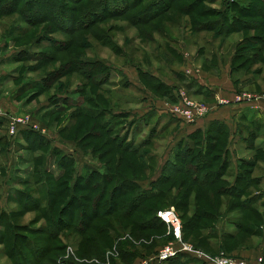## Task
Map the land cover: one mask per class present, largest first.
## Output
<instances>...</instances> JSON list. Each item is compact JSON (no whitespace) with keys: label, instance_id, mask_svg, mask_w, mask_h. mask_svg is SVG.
<instances>
[{"label":"rangeland","instance_id":"374dc122","mask_svg":"<svg viewBox=\"0 0 264 264\" xmlns=\"http://www.w3.org/2000/svg\"><path fill=\"white\" fill-rule=\"evenodd\" d=\"M45 1L53 6H61L63 9H67L68 13L73 16L75 11L80 9L90 10L92 15L94 12L99 11L98 14L101 15L104 12V9H98L101 0ZM107 1L109 3L105 7V13L112 12V15H117V17H108L97 21V16L89 15L88 19L95 21V23L77 30L75 33L68 31L70 30L69 23L67 27H62L63 24L58 26L56 23L59 24V22L57 21L53 23L46 20L39 22V24L33 23L35 26H32L26 22L27 17L24 13L28 11L27 9L22 12H13L10 15H2L0 12V51L4 49L0 52V56L9 54V59L0 69V106L8 114L28 119L32 124L39 126L46 132L36 131L35 134L40 137L37 138L36 136L35 139L33 136L27 137L26 134H22L21 137L19 134L17 137H13L10 135L7 122H0L2 126L0 127L2 142L0 145V235H2V238L0 237V264H13L11 256L12 239L9 237V231L20 234V237L23 236V238L31 237L34 241L30 245L19 241V246L25 255L22 260L26 264L30 261L32 264H123L118 257L119 243H123V247L127 251L137 254V260L132 264H163L156 261L154 255L159 250L168 247L188 245L198 250V247L185 235L183 226L193 213L189 212L186 217L182 218V213L172 205H169V209L167 208L163 212L173 211L180 220L182 226L180 238H176L173 227L167 225L158 231L151 230L144 233L145 238L142 241H137L134 237L135 234L131 235L132 230L134 231L133 226H131L127 229L126 234L111 232L109 234L110 240L102 239L104 249L96 250L88 240V236L94 233L93 230L84 237L79 234L78 230L79 227L85 226L84 224L88 222L87 219L83 218L84 212L90 218L95 210H99L94 201L100 192L90 193L82 190L73 194L74 197L81 196L85 199L87 196H91L94 199V205L81 199L82 203L86 204L87 208L85 209L81 208L79 204L77 209L74 204L68 208V213L75 212L74 226L78 225L77 229H64L54 241L48 239L47 233L32 230L50 226L48 223L50 219L45 215L44 209L48 206V196L46 195L48 188L60 192L66 188V180L70 178L72 185L74 180H77L78 176L82 174L84 165L91 168L90 170H95L100 167L116 166L122 162V153L111 150L114 147L109 143L110 138L102 136L99 140L97 139L98 136L95 139L88 137V132L98 130V125L94 121L80 116L75 107L76 104L69 97L81 104L84 101V96H91L105 106L110 102L119 111H134L135 113H131L132 115H140L141 117L146 116L148 112H155L156 116L151 125L156 124L158 132H161L160 130L165 125L172 124L165 134L155 137L153 144L146 147L145 150L149 154L142 160L133 158L130 153H128L130 155H125L122 172H125L127 178L139 180L148 178L153 173L157 162L158 166L164 163L178 142L181 132L187 128V126L182 125L185 123L180 119L173 118L169 113L162 114V112H168L167 107L170 105L184 112L187 105H179L178 101L171 102L158 98L159 95L152 90L153 82L142 78L138 69L151 71L174 83L173 74L169 68L181 67L194 74L202 75V78L210 83H212L211 79L215 82L228 83L231 81L234 87L241 92L264 97V45L261 41L250 44L242 41L245 37L259 36L264 32V30L259 29L264 27V18H262L258 5H256L259 3L252 4L251 7L254 10H250V15L243 19L250 24H256L255 30H247L235 33L230 37H224L201 31L195 34L192 29L193 19L206 22L217 18L216 16L214 18L201 16L200 12L206 11V9L213 12L221 10L222 1L219 0H205L197 9L190 7L188 11L194 10V13L189 15L183 14L182 11L184 6L191 4L190 1L176 3L170 8L168 14L165 13L161 18L147 24H141L139 17H142L140 14H142L145 6L153 0H141L142 3L138 1L135 4H132L134 0H127V2L126 0ZM127 3L130 11L124 17H120V12L126 9ZM246 3L248 6L249 0ZM7 8L11 9V6H7ZM42 12L45 18H55L52 10L47 11L42 8ZM37 16L32 10H29V17L37 19ZM132 19L134 20L132 21ZM77 22L79 24V19ZM76 26L77 23L74 27ZM82 27H85L84 22H82ZM171 44L175 50H179L180 58L171 54ZM236 55L240 57L235 58ZM76 57L82 60L99 61L101 65L109 67L111 71L113 70L112 78L107 80L103 72H94L93 80H88L85 77V69H76ZM40 58L41 60H39ZM210 64H215L219 68L211 69ZM4 74L7 75L5 78L3 77ZM249 76L254 77V81L249 86H243L242 80ZM99 79H102V84L99 83ZM123 80H127L128 88L121 85L125 82ZM43 81L46 82V88L37 84H41ZM97 83H99L98 86ZM175 86H179L176 87V94L181 95L180 92L185 91L187 99L197 104L199 109L213 111L220 106L217 103L214 104L203 98L193 96L179 84ZM81 90L83 92L79 93ZM66 95L69 96L66 97L67 99H60V97L65 98ZM119 96L122 97V100L119 99ZM134 98H141V101H136L137 104L125 102L126 100L133 101ZM115 101L120 104L123 101V104L117 105ZM94 103L95 101L92 104L95 105ZM165 106L167 107L165 108ZM184 113L188 114L186 111ZM252 118L255 119L254 116ZM177 125L178 128L175 127ZM185 125L190 126L192 124L186 123ZM142 126L144 124L140 125V133L136 132L133 134L134 138L132 137L136 146L146 141L150 133V129ZM127 130L128 125L124 128L123 133ZM257 144L264 145V132ZM75 148L82 153H79ZM235 148L233 147L236 152ZM244 148L241 146L238 150L239 153H235L234 163L237 159L253 160L256 157V152ZM54 149L62 151L63 155L74 156L75 162H77L75 175H70L71 169H69L60 182L57 180L63 173L58 178L55 177L59 175V169L53 163ZM83 154L88 158H84ZM259 158L261 163L256 169L254 177L264 176V158ZM130 159L136 161V165L132 166L131 169L126 168ZM43 173H46L45 179L47 178L48 188L47 186L42 187L40 184L41 179L38 175H43ZM17 175L27 182L21 185H18V182H13L12 178L17 177ZM72 176H74L73 181ZM229 179L232 180V177ZM122 182L116 179L113 184L108 186V192L100 210H105L111 198L112 190ZM142 184L147 186L146 183ZM222 188L224 189V187ZM16 189L34 197L35 200L42 203L43 207L26 208L22 202L23 198L18 196ZM184 189L185 187H183ZM199 190L194 188L191 195L192 203H195L196 192ZM260 191L262 200H264V179L261 183L254 185L249 193L258 195ZM70 195L67 192L59 198L55 195L52 196L55 203L52 208L54 214H59L60 210L65 207L72 196ZM219 200L222 202V206L218 212L223 215L219 217V221L222 223L217 224L220 234L216 238L208 240L203 251L214 257L225 256L249 262L262 260V264H264V207L261 205L262 203L257 205V209L263 216L262 221L259 222L254 214L233 211L230 205L234 201L225 195L215 197V204ZM135 216L136 218L142 217V214ZM134 219L122 221L123 224H131ZM229 219L233 223H255L259 227L258 233L255 235L245 232L238 233L232 240L226 239L225 243L227 242L228 246L223 247L222 233L237 232L234 225L227 223ZM63 220L67 223L73 222L66 215ZM83 220L85 221L84 224ZM96 223L101 224L102 222L96 220L91 226L93 227ZM14 226L16 229L10 230ZM150 235L152 238H148ZM51 244L56 245L55 248H49L51 253L47 254L46 257L43 254V258L40 257L41 260L39 261L34 259L35 247L47 248L48 246L51 247ZM253 250H258L254 256L243 254Z\"/></svg>","mask_w":264,"mask_h":264},{"label":"trees","instance_id":"16d2710c","mask_svg":"<svg viewBox=\"0 0 264 264\" xmlns=\"http://www.w3.org/2000/svg\"><path fill=\"white\" fill-rule=\"evenodd\" d=\"M138 1L141 0H134L132 4H135ZM189 1L191 4L189 6L183 7L184 10L182 12L185 15L193 14L194 10L188 11V9L190 7L191 9H197L205 0H153V2H149L148 5L145 6L141 12L142 14H140L142 17H139V20L141 21V24L150 23L158 18H161L165 13L168 14L170 8L176 3ZM219 1H222L221 10L216 12L208 9H206V11L200 10L201 16H209L211 18L216 16V19L208 20L206 22H199L193 19L192 29L195 34L201 31L214 33L215 36L230 37L235 33L245 32L247 30H255L256 24H250L247 22V20L243 21V19L250 15V10H254L251 5L256 3L260 4L256 5H258V10L261 12L262 18H264V0H249L250 4H248V6L246 3L248 0ZM142 2L143 1H141V3ZM100 3L101 4L98 9H104L102 15L100 13L98 14L99 11L94 12L92 15L90 10L80 9L79 11H75L73 16L72 14L68 13L69 11L67 9L64 8V10L61 6H53L51 3H47L45 0H0V12H2V15H10L13 12H22L23 10L27 9L28 11H26L24 14L27 17L26 22L28 24L35 26L33 23L39 24L41 21L50 20L53 23H56V21L59 22V24L56 23L58 26L63 24L62 27H67L69 23L70 30L68 31H73L75 33V31L77 32V30L89 27L95 23V21L88 19L89 15L92 17L97 16V21L108 17H117V15H112V12L109 14L105 13V7L109 1L101 0ZM7 6H11V9H8ZM42 8H45L47 11L52 10V12L55 14V18H45V16H43ZM128 8L129 4L127 3L126 9L120 12V17H124L129 13L130 10ZM29 10H32L38 15L37 19L29 17ZM78 19L79 24L77 22ZM133 20L134 19H132V21ZM82 22L85 23V27H82ZM75 23H77L76 27H74ZM72 27L77 29H73ZM259 29L264 30V27H260ZM167 36L170 37L169 35ZM242 41H246L248 44L255 41H261L264 45V32L262 35L259 34V36H252L251 38L250 36L245 37V39ZM170 52L174 57L180 58V54H177V50L174 49L172 44ZM238 55H236L235 58L240 57ZM39 60H41V58ZM76 60V69H85V77L88 80H93L92 76L94 72H103L107 80L111 79V69L105 65H101L99 61L90 59L82 60L78 57H76ZM72 62L74 63V61ZM138 70L142 78L153 82L154 86L152 90L159 95H157L158 98L162 99L166 96H169L171 89L167 88L159 79L153 77L149 72H144L141 69ZM253 78L249 80L250 83L254 81ZM45 83L46 82L43 81V83L37 84L41 85L43 88H46ZM99 83H103L102 79H99ZM99 83H97V86ZM122 85L124 88L127 86L126 83ZM81 92H83V90H81L79 93ZM173 92L175 93H173V101H177L178 98L176 95V88L173 89ZM238 93L241 92L239 91ZM110 96L113 99L112 94H110ZM66 97L69 96L66 95L65 98L60 97V99H67ZM84 97V101L81 104L73 98L69 97V99H71L76 104L75 107L79 111L80 116H82L84 119L92 120L97 123L98 130L88 132V137L94 139L97 138V136V139L102 136L110 138L109 143L112 144V147H114L111 148V150H117L118 152L120 151L122 153V162L116 166H109L106 168L100 167L95 170H90L91 168H89L87 165H84V170L82 174L78 176L77 180L75 179L72 185L70 183L71 178L66 180V188L60 192L49 190L47 178L45 179L46 173H43V175H38L41 179L40 184L42 187L47 186L48 188L46 194L48 196V206L44 209L45 215L50 219L48 222L50 226L47 225L42 229L32 230L36 232H45L48 235V239L54 241L64 229H77L78 227V225L74 226L76 220L75 212H72L71 214L67 212L68 208L72 204L76 206V209L78 208V204L81 208L85 209L87 207L86 204L82 203V200L86 201L88 204L91 203L92 205H94V202H96L97 208H99V210H95L90 218L87 217L84 212L83 218L87 219L88 222L84 224L85 221L83 220V224L85 226L79 225L81 227H79L78 232L84 237V235H87L88 232L93 230L94 233L91 236H88V240L96 250L100 251L104 249L102 239L107 238L110 240L109 234L111 232H115L116 234H126V232H128L127 229L133 226L134 231L132 230L131 235L135 234L134 237L137 239V241H142L145 238L144 233H147L151 230L158 231L162 228H165L167 224L163 222V220L159 217V214L164 210H167V208L169 209V205H172L175 206L177 211L182 213V218L186 217L189 212L193 213L191 218H188L189 220L187 219L185 224H183L184 233L187 238H190L191 242L198 247V250L208 254L203 251V248L207 245L208 240L219 236L220 233L218 232L219 229L217 224L222 223V221H219V217L223 216L218 212L222 206V202L219 200L216 205L214 202L215 197L225 195L234 201L230 205V208L233 211H238L244 214H254V217L258 219L259 222L262 221L263 216L257 209V205L261 202V205L264 207V200H262L261 194L255 195L253 193H249V191L254 185L261 183L264 179V176L254 177L256 169L261 163V159H258V157L264 158V146L257 145L258 139L264 132L263 122L249 118L250 116L247 112H242V114L236 118L235 135L239 136V140L236 143V146L238 145V147H236L235 150L237 152V149H240L241 146H244L245 150L256 152V157L253 160L237 159L234 163L233 158L235 157L236 152L231 151V149L228 148L230 145L229 127L222 122H212L206 127L205 130H197L189 134L186 139L179 140L176 143L174 149H172V152H170L168 157L165 159L164 163L160 166L157 165L158 162L156 163L153 173L148 178H142L140 180L130 179L125 176V172H122V167L124 166L125 162V155L130 153L133 158L142 160L149 154V152L145 150L146 147L153 144L152 142L155 137L165 134L172 124L167 126L165 125L160 130L161 132H158L156 124L151 125L153 119H155L156 116L155 112H148L146 116L141 117L140 115H132L131 112L119 111L117 108L113 107L110 102L105 106L96 101V99L92 98L91 96ZM94 101L95 105L92 104ZM116 104L120 105L118 102H116ZM171 116L173 115L171 114ZM174 117L175 116H173V118ZM1 121L7 122V119L2 118L0 122ZM142 124H144V126H142L143 128L150 129V133L147 136L146 141H144L142 144H139V146H136L135 140L132 139V137L133 134H136V132L140 133V125ZM126 125H128V130L123 133ZM175 127L178 128V125ZM35 133L37 132L34 130H21L19 135L21 137L22 134H26L27 137L33 136L35 139L37 136V138H39L40 136ZM40 140L42 139L40 138ZM1 144L2 142L0 139V145ZM19 145L22 147L21 144ZM76 150L79 153H82L80 150ZM53 152H55L53 154L54 166L58 167L59 169V175L55 177L58 178L60 174L63 173L61 174L62 177L60 176L57 181L60 182L63 179L64 174L67 173L69 169H71L70 175H75V165L77 163L75 162L76 158L74 156L65 154L63 155L62 151L57 149H54ZM83 155L84 158H88L85 154ZM134 165H136V161L134 159H130V163L126 165V168L131 169V167ZM73 177L74 176H72V181ZM229 177H232V180L229 179ZM116 179L123 182L119 185H116L112 190L111 198L108 202V205L105 207V210H100L108 192V186L113 184L114 180ZM12 181L18 182V185L25 184L27 182V180L20 178L18 175L17 177L12 178ZM142 183H146L147 186H144ZM221 186L224 187V189ZM183 187H185L184 190ZM194 188H198L200 190L196 192L197 194L195 203H192L191 195L194 192ZM37 190H40V188H37ZM82 190L88 191L90 193L100 192V194L95 198V201L91 196H87L85 199L81 198V196H73L76 191ZM174 191L175 193H173ZM67 192H69L72 196L70 195L71 197L69 201L66 203L65 207L60 210L59 214H54L52 212V208L55 203L52 196L55 195V197L59 198L67 194ZM16 193L18 196L23 198L22 202H24V206L26 208L35 206L38 208L43 207L40 201L35 200L34 197H31L27 193H23L17 189ZM140 213L142 214V217L138 216L136 218L135 215ZM65 215L68 216L73 222H64L63 217ZM133 218L135 219L133 222H131V224H123L122 220H129ZM96 220H99L102 223L94 224L93 228L91 225L93 222L95 223ZM227 223L234 225L237 232L222 233L221 238L223 240V247L228 246L227 242L225 243L226 239L232 240L238 235V233L245 232L255 235L259 230L258 225L251 222L233 223V221L229 219ZM11 228L12 229L10 230L12 231L13 229H16L15 226ZM20 236V234H16L15 232L10 233L9 231V237L12 239L11 256L13 258V264H26V262H23L24 260H22L25 255L19 246V241H23V243L25 242L26 245H30L34 242L31 237L23 238V236ZM0 237L2 238V235H0ZM148 238H152V236L150 235ZM79 244H82V242H79ZM51 245V247L48 246L47 248L41 249L35 247V253L33 255L34 259L39 261L41 258H43V254L46 257L47 254L51 253L50 249L56 247L54 244ZM117 251L118 257L123 264H132L137 260V254L124 249L123 243H119ZM157 254L154 256H157ZM155 260L157 261L156 257ZM26 261H29V259H26ZM30 262H28V264H30ZM161 263L208 264L204 260L189 254H179Z\"/></svg>","mask_w":264,"mask_h":264},{"label":"crops","instance_id":"0c3cea01","mask_svg":"<svg viewBox=\"0 0 264 264\" xmlns=\"http://www.w3.org/2000/svg\"><path fill=\"white\" fill-rule=\"evenodd\" d=\"M1 49L0 52H2ZM177 54H180L179 50H177ZM9 54L6 55H1L0 56V69L1 67L6 63V60H8ZM210 68H219L215 64H210ZM113 71V70H112ZM144 72H149L153 77L159 79L167 88L171 89L169 96H166L165 98H162V100H169L173 102L174 97H173V89L179 86L175 85H180L183 89L187 90L190 94L193 96H196L197 98H203L207 101L213 102L214 104H218L219 99H224L229 101V104L225 105H220L217 107L215 110L209 113L208 116L205 118L199 120L197 123L192 124L190 126L185 125L182 123V125L187 126V128H184V131L181 132V135L179 136V140L181 139H186L187 136L197 130H205L206 127L211 124L212 122H222L226 124L229 129H230V145L228 148L231 149V151H234L233 147L235 148L236 143L239 140V136L235 135L236 132V118H238L242 112L248 113L249 118H252L253 116L255 117L256 120L263 122L264 123V97L258 98V100L252 101V102H246V103H236L235 102V97L238 92L240 91L239 89H236L234 85L230 82L225 83V82H215L212 79L210 80L212 83L204 80L202 78V75H197L188 69H182L181 67H176V68H169V71L173 74V80L176 82H170L167 81L163 78H161L158 74L153 73L151 71H145ZM7 75L4 74L3 77L5 78ZM112 78V77H111ZM251 76L248 78L242 80L241 84L243 86H249L251 80ZM124 83L127 84L126 88L129 87V84L127 80ZM121 84V82H120ZM122 85V84H121ZM241 86V85H240ZM241 92V91H240ZM243 93V92H241ZM175 94V93H174ZM119 99L122 100V97L119 96ZM156 99V98H155ZM136 101L140 102L141 98L136 99L134 98L133 101L131 100H126L127 104H131L129 102H132L133 104H137ZM166 102V101H165ZM123 104V101L121 102L120 105ZM167 106H165L166 108ZM164 108V109H165ZM168 108V107H167ZM122 111V110H120ZM126 112H130V110H124ZM134 111H131L133 113ZM135 113V112H134ZM162 114H168V112H162ZM170 114V113H169ZM8 124V122H7ZM0 127H2L0 125ZM186 131V133H185ZM184 132V133H183ZM178 140V141H179ZM258 145V144H257ZM258 146H264V145H258ZM239 149H237V153ZM259 193L258 195H260ZM258 253V250H253V251H248L246 253H243L246 256H254ZM260 253V252H259Z\"/></svg>","mask_w":264,"mask_h":264},{"label":"built area","instance_id":"2783aa9c","mask_svg":"<svg viewBox=\"0 0 264 264\" xmlns=\"http://www.w3.org/2000/svg\"><path fill=\"white\" fill-rule=\"evenodd\" d=\"M181 95L176 94L178 98L179 105L186 104V112L188 114H185L183 111L179 110V108H174L172 105L168 107V113L172 114L173 116L181 119L187 124H195L199 120L205 118L208 116V114L212 111L206 110V109H199L197 104H194L193 102H190L187 99L185 91L180 92ZM258 96L252 95L249 93H239L235 97L236 103H246V102H252L255 100H258ZM219 105H225L229 104V101L224 99L218 100ZM0 118H6L8 122V128L10 135L13 137H16L21 130H34L41 133H46L44 130H42L39 126L32 124L28 119L17 117L14 115L8 114L3 107L0 106ZM159 217L165 222L168 226H172L174 230V235L176 238H180L181 236V222L176 216V214L173 211H165L161 212L159 214ZM179 254H189L191 256L197 257L201 260H204L208 264H262V260L260 262H249L247 260H235L232 258H228L225 256H210L208 254H205L204 252H201L199 250L194 249L192 246L188 245H182L180 247H168L164 250H159L156 259L158 262H164L167 261L170 258H173Z\"/></svg>","mask_w":264,"mask_h":264}]
</instances>
